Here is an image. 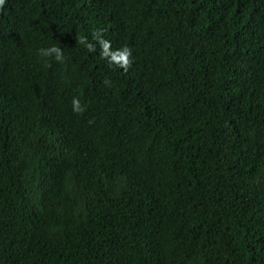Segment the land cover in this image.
<instances>
[{
  "label": "trees",
  "instance_id": "trees-1",
  "mask_svg": "<svg viewBox=\"0 0 264 264\" xmlns=\"http://www.w3.org/2000/svg\"><path fill=\"white\" fill-rule=\"evenodd\" d=\"M0 264H264V0H4Z\"/></svg>",
  "mask_w": 264,
  "mask_h": 264
},
{
  "label": "clouds",
  "instance_id": "clouds-1",
  "mask_svg": "<svg viewBox=\"0 0 264 264\" xmlns=\"http://www.w3.org/2000/svg\"><path fill=\"white\" fill-rule=\"evenodd\" d=\"M4 4V0H0V5ZM104 48H107V42L104 43ZM40 52L43 55H50V54H55V58L57 60H61L62 59V54L59 48L56 47H51L49 49H41ZM130 55V51L127 48H124L121 50L120 52V56H119V60L122 62V66H126L128 64V56ZM72 105H73V111L79 112L82 111V107L80 105V102L78 99H73L72 101Z\"/></svg>",
  "mask_w": 264,
  "mask_h": 264
}]
</instances>
